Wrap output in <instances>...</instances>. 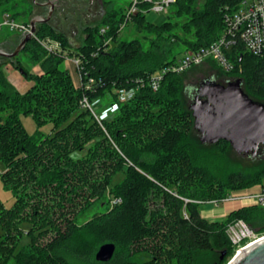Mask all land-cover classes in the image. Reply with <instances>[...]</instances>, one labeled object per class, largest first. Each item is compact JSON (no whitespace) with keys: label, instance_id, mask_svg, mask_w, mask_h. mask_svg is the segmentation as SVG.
<instances>
[{"label":"trees","instance_id":"1","mask_svg":"<svg viewBox=\"0 0 264 264\" xmlns=\"http://www.w3.org/2000/svg\"><path fill=\"white\" fill-rule=\"evenodd\" d=\"M242 1L206 0L198 9V0H176L174 18L183 22L156 25L146 17L152 5L138 0L130 18L123 8L107 11L79 46L48 25L38 26L39 38L59 40L69 57L81 59L78 87L63 67L65 59L48 54L34 39L20 54L39 64L41 74L29 72L21 59L0 58L23 69L32 82L20 92L0 63L1 179L15 197L12 209L0 202V264L12 256L17 264H203L200 256L206 253L218 256L211 264H223L235 253L226 232L232 221L264 230L260 207L216 221L201 214L203 204L262 182L264 159L258 157L264 146L253 157L236 153L224 140L201 142L184 99L194 101L198 94L199 86L183 84L189 70L167 73L158 91L149 85L153 74L176 64L186 51L216 42L225 31L226 8ZM11 7L22 10L11 14ZM0 10L15 19L26 16L25 23L33 16L26 0H0ZM128 26L140 36L122 37ZM11 44L6 45L14 51ZM228 56L234 65L229 73L214 59L203 65L229 80L242 79L245 93L264 104V55L248 53L239 43ZM121 89H135L136 95L122 103ZM84 98L96 106L103 99L118 115L99 121L82 106ZM22 116H32L39 127L51 124V133L30 135ZM225 149L228 164L221 171L201 158L207 152L222 156ZM121 172L124 179L113 185ZM108 193L119 202L79 224L80 216ZM24 223L30 225L31 241L20 248ZM107 243L116 245L115 255L99 262L96 254Z\"/></svg>","mask_w":264,"mask_h":264},{"label":"built area","instance_id":"2","mask_svg":"<svg viewBox=\"0 0 264 264\" xmlns=\"http://www.w3.org/2000/svg\"><path fill=\"white\" fill-rule=\"evenodd\" d=\"M152 5L155 12L162 13L168 10L176 0H144ZM138 0H135L131 9L127 13V17L137 12ZM225 13V31L222 36L214 42L210 47L203 48L197 51L188 50L178 60L176 64L170 65L158 73L151 76L149 85L154 91H158L164 76L167 73H183L192 67L205 63L208 59L217 61L220 67L226 72L234 70V65L230 61L228 54L233 51L239 43H242L246 52L255 56L264 55V0H243L236 8H226ZM8 29L12 32H17L21 35L30 33L31 26L29 23L18 22L9 13L1 14L0 31ZM106 29L102 32L105 33ZM33 39L36 40L50 55H58L65 59L66 62H72L79 72L81 67V59L76 57H69L68 51L63 48L59 40L51 37L39 38L33 34ZM32 39V40H33ZM80 74V73H79ZM81 77V76H80ZM91 84V83H90ZM82 85V84H81ZM89 89L90 86L88 85ZM136 95L135 89H121L118 91V98L120 102L126 103L131 101ZM82 106L90 109L96 118L101 121L92 105L87 98L82 101ZM104 116L107 115L104 112ZM119 202L116 200L115 203ZM232 202V203H230ZM218 205L234 204L237 205L234 211L259 206L264 208V178L255 189H242L231 191L225 198L220 201H210L206 204ZM227 235L235 248V257L240 254L245 248L254 243L264 239V235H258L256 231L250 227L244 220L232 221L226 229Z\"/></svg>","mask_w":264,"mask_h":264},{"label":"water","instance_id":"3","mask_svg":"<svg viewBox=\"0 0 264 264\" xmlns=\"http://www.w3.org/2000/svg\"><path fill=\"white\" fill-rule=\"evenodd\" d=\"M50 5L54 8L53 3ZM47 19L35 16L30 19L31 32L19 37L14 51L0 45V57L16 58L32 41L38 26ZM5 42L4 44H8ZM24 75V70L20 69ZM195 118V128L200 133L203 144H216L221 140L231 144L240 155L251 154L256 157L264 146V104L251 99L243 89L242 79L230 81L227 85L218 83L215 77L204 79L199 84L198 94L190 106ZM116 252V245L107 243L96 254L99 262H109ZM225 253L222 258H224ZM229 264H264V239L254 243L237 255Z\"/></svg>","mask_w":264,"mask_h":264},{"label":"rangeland","instance_id":"4","mask_svg":"<svg viewBox=\"0 0 264 264\" xmlns=\"http://www.w3.org/2000/svg\"><path fill=\"white\" fill-rule=\"evenodd\" d=\"M30 2H32V0H28ZM99 2H101L102 5V10H104V14L97 20L94 21L93 24H98L101 22L102 18L105 16V14L107 13V11L112 10V9H118V8H123L126 9L127 11H129V5L131 2H135V0H99ZM206 0H198L197 2V6L198 9H202L203 6L205 5ZM19 9V10H18ZM21 8H12L10 9V13L11 14H16L19 11L21 12ZM1 12L2 10H0V19H1ZM174 6L172 5L170 8H168L167 11L162 12V13H158L155 12L154 10H151L149 13L146 14V17L148 19V21H150L151 23H154L156 25H162L166 22H168L169 20L172 21H178L179 23L183 22V19H177L174 18ZM16 20L18 22H26L29 18H27L26 16H22V15H17L16 16ZM21 34L17 33V32H10L8 29H3L2 31H0V43H2L3 41L10 39L13 45H18L19 43V36ZM122 37H126L129 40H132L138 36H140L139 33L133 31L132 26H128L126 28V30H124V32L121 34ZM17 37V38H16ZM85 32H83L79 38H78V44H81L84 42L85 40ZM6 45V44H4ZM4 45L2 46V48H4ZM3 58V57H0ZM4 59V58H3ZM14 59H21L22 61H24V65L25 67L29 70V72H31L32 74H36L35 73V68L39 66V64H35L33 62H30L26 59V57L22 56L21 54H19L16 58ZM1 66H3V69L5 70V73L7 74L8 79L10 80L11 83H13L15 85V82L17 81V78H19V80L21 82L24 83L22 90V93H25L27 91V87L29 85V82L24 75H22L20 73V70L18 68H16L13 64H11L8 61H1ZM204 64V63H203ZM198 65L195 66L196 68H191V70L189 69V71H187L184 75H182L183 77V84L187 87V86H199V83L202 82L204 79L210 78V77H215L216 81L222 85H227L230 81H235L236 79H230L227 78L225 75H223L221 72L213 69L212 67H210L209 65ZM8 65H9V69L12 71H8ZM64 68H66V63H64L63 65ZM72 77L74 79L75 84L78 86H81V77L79 72H77V74H75V72L71 71ZM15 80V82H13ZM32 83V82H31ZM195 92H193L192 95H194ZM185 102L188 106L191 105V103L193 102L192 98L186 96L185 98ZM98 102L101 104L100 106H96L95 103H92L93 109L97 115V117L100 120L106 119L107 120H112L113 118H115L118 115V111L112 109L106 102H104L103 99H99ZM104 112L107 113L106 116H104ZM106 117V118H104ZM22 122L24 127L26 128V130L28 131V133L32 136H34L38 131H41L42 133H44L45 135H49L52 131V125L51 124H47L43 127H39L37 122L34 120V118L32 116H22ZM200 137V136H198ZM224 153H222L221 155H215L214 153L211 152H207L202 153V159L207 160L208 162H211L212 166H215L218 171H221V169H223V167H225V164H228V160L226 158V149L223 151ZM224 154V155H223ZM258 159H264V148L262 147V150L260 151V156L258 157ZM5 171V165L4 163L0 162V202L7 208V209H12L14 204H15V197H14V193L13 190L6 187V185L4 184V182L1 179V175L3 174V172ZM124 179V173L121 172L119 174H117L114 177V181H113V185L120 183L122 180ZM258 184L249 187V188H245V189H249V190H253L257 187ZM242 190V189H241ZM235 191V190H234ZM115 200L110 196V193H108L105 197V199L98 201L94 206H92L89 210L87 209L79 218V224H85L88 221H90L95 215H97L98 213H103L106 212L108 210H110L113 205H114ZM232 203V202H230ZM237 205L234 204H223V203H219L218 205H210L208 204H203L201 207V214L204 218L212 220V221H216V220H223L226 219L232 212H234V209ZM259 207V206H256ZM261 208V207H260ZM264 209V208H262ZM20 229H22L25 233V235L22 237L21 241H20V248L28 245L30 243V237L27 235L30 231V225L29 223H24L21 224ZM261 228L260 226L257 227V229L255 230L256 233L258 235H264V230L263 229H259ZM0 234H3V230L0 227ZM235 254V253H234ZM234 254L230 257H228L223 264H229L233 258H235ZM218 258L217 255L213 254V253H206L200 256V260L203 264H211L213 261H216V259ZM7 264H17L15 261V258L12 256L8 259Z\"/></svg>","mask_w":264,"mask_h":264},{"label":"flooded vegetation","instance_id":"5","mask_svg":"<svg viewBox=\"0 0 264 264\" xmlns=\"http://www.w3.org/2000/svg\"><path fill=\"white\" fill-rule=\"evenodd\" d=\"M26 2L32 7V17L41 16L47 19L53 9L52 16L44 25L64 34L76 46L80 45L79 36L83 32L86 35V30L96 25L93 22L104 14L99 0H32V2L26 0ZM50 3H53L54 8ZM7 45L4 47L10 51L9 48L12 47Z\"/></svg>","mask_w":264,"mask_h":264},{"label":"crops","instance_id":"6","mask_svg":"<svg viewBox=\"0 0 264 264\" xmlns=\"http://www.w3.org/2000/svg\"><path fill=\"white\" fill-rule=\"evenodd\" d=\"M17 38V37H16ZM13 42V41H11L10 39H7V40H5V41H3L2 43H0V45L1 44H3L4 45V43L5 42ZM66 68L67 69H69L70 70V72L72 71H74L75 72V74H77V69H76V67L74 66V64L72 63V62H66ZM8 71H10V72H12L10 69H9V65H8ZM35 73L36 74H41L42 73V70H41V68H40V66H38V67H36L35 68ZM13 82H15V80L13 81ZM13 84V83H12ZM14 85V84H13ZM23 85H24V83L23 82H21L20 80H19V78H17V81L15 82V87H16V89L17 90H19L20 92L21 91H23L22 90V87H23ZM31 85H32V83L31 82H29V85H28V87H27V90L31 87ZM77 87H78V83H77ZM24 92V91H23Z\"/></svg>","mask_w":264,"mask_h":264},{"label":"bare ground","instance_id":"7","mask_svg":"<svg viewBox=\"0 0 264 264\" xmlns=\"http://www.w3.org/2000/svg\"><path fill=\"white\" fill-rule=\"evenodd\" d=\"M4 48H5V47H4ZM250 246H251V245H250ZM250 246H249V247H250ZM247 248H248V247H247ZM247 248H245V249H247ZM245 249H244V250H245ZM242 252H243V251H241L240 254H241Z\"/></svg>","mask_w":264,"mask_h":264}]
</instances>
